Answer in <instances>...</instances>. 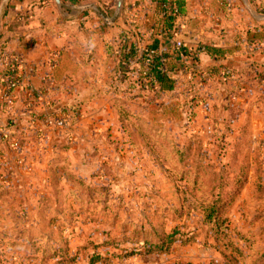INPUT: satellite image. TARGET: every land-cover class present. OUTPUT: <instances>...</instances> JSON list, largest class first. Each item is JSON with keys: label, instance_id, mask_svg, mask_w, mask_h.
Instances as JSON below:
<instances>
[{"label": "rangeland", "instance_id": "obj_1", "mask_svg": "<svg viewBox=\"0 0 264 264\" xmlns=\"http://www.w3.org/2000/svg\"><path fill=\"white\" fill-rule=\"evenodd\" d=\"M81 2L105 13H87L103 52L99 98L39 96L20 115L19 79L1 96L0 264H264L262 76L239 73L235 87L226 69L166 63L172 88L150 86L138 56L157 44L137 33L136 59L115 71L113 58L117 31L121 41L149 21L146 0ZM58 118L64 128L45 123Z\"/></svg>", "mask_w": 264, "mask_h": 264}, {"label": "crops", "instance_id": "obj_2", "mask_svg": "<svg viewBox=\"0 0 264 264\" xmlns=\"http://www.w3.org/2000/svg\"><path fill=\"white\" fill-rule=\"evenodd\" d=\"M185 4L187 15L179 18L178 30L174 34L160 33L162 5L146 0L144 12L149 21H140L142 28L134 29L130 34L123 33L122 36L136 41L138 33L141 45L154 42L160 53L169 54L166 63L178 64L179 67L190 65L197 73L209 72L212 77L214 73L218 76L229 69L232 78L237 74L233 78L235 87L242 84L238 79L239 73L244 83L253 79V76L244 77L245 69L250 66L254 67L255 72L258 71L256 75L264 79L262 0H185ZM86 5L81 0H60V6L54 0H10L3 8L0 14V69L5 57L8 63L10 59L18 63L17 75L22 86L16 95L15 105L20 115H23L29 101L33 102L34 109L39 96L46 102L99 98L92 68L101 63L99 60L103 52L97 42V30L87 27V13L100 18L103 16L99 10L97 13L77 9ZM238 6L241 10L234 13ZM117 32L115 35L120 44L124 38L120 41V31ZM168 39L172 40V44L183 42L186 51L204 46L216 50L217 54L212 57L201 52L192 57L191 54L174 53L166 43ZM118 51L117 46L114 57L111 53L115 71L120 63ZM244 56L247 61L240 62L238 59ZM29 90L33 95L31 99L27 97ZM48 104L43 109L45 114L50 112ZM38 112L43 113L42 109Z\"/></svg>", "mask_w": 264, "mask_h": 264}, {"label": "trees", "instance_id": "obj_3", "mask_svg": "<svg viewBox=\"0 0 264 264\" xmlns=\"http://www.w3.org/2000/svg\"><path fill=\"white\" fill-rule=\"evenodd\" d=\"M152 1L158 2L161 5L169 4V5L176 8V13L174 15L162 16L161 17V24H160V33H162V34H174L178 30L179 18H185L187 15L185 0H152ZM99 11L102 14V16H105L104 15L105 13L100 8H99ZM113 15H114V13H112L111 16H113ZM122 37L124 38L123 44L121 47L119 46L121 61L129 62L131 59L135 60L137 57L136 51H137V45H138L137 43L138 42H136L133 39H130V43L127 44V41L129 39H126L125 36H122ZM146 48L147 49H143L145 51H144V53H142L140 55V57L138 56V59H140L141 63H147V67H148L147 75H148V79H149L148 82L150 83V86L157 85L160 87L161 90H170L172 88V86L169 84L170 83V80H169L170 77L168 74V69L166 67V60L169 57V54L168 53H160L155 47L152 49H153V51L156 52V54L153 56H149V54L146 53V51H150L149 50L150 48H148V47H146ZM201 52H204L207 55L212 56V57L215 54H217L216 50H210L204 46L196 47V48L192 49L191 51H184L183 54H185L186 56H189L191 54L193 57L194 55L201 53ZM245 71L246 72L244 73V77H248L249 74L254 71V67L250 66L247 69H245ZM15 74H17V73L10 71V67H6L5 69H3L0 72V85L6 89V87L8 85L6 82H1V79L4 80L8 76H12ZM231 75H232V71H229V76H231ZM174 241H175L174 234L168 236L166 238V240L164 241V243L161 245L160 249L167 250L168 245L171 242L173 243ZM153 247L154 246L151 245L148 249L149 251H147V252H150Z\"/></svg>", "mask_w": 264, "mask_h": 264}, {"label": "built area", "instance_id": "obj_4", "mask_svg": "<svg viewBox=\"0 0 264 264\" xmlns=\"http://www.w3.org/2000/svg\"><path fill=\"white\" fill-rule=\"evenodd\" d=\"M162 9H163V12H162V16L164 15H169V16H172L176 13V8L169 5V4H166V5H162ZM175 46L177 47V49H181L183 47V45H181L180 43L176 42L175 43ZM150 51H146V53L149 54V56H153L156 54L155 51H153L152 49H149ZM8 67H10V71L11 72H16L17 73V66H18V63H16V60H13V59H10V63L7 64ZM223 75H229V71H224L223 72ZM6 83H7V87L6 89L3 88L1 85H0V100H1V96L3 94V96L6 98L7 96V93H4L7 88H8V95L9 97L12 95L13 93V90L14 88L18 85L19 81H18V75L15 74V75H12V76H8L7 79H6ZM45 123L46 125L48 126H57L58 128H64L66 126V120H64L63 118H58V119H47L45 120Z\"/></svg>", "mask_w": 264, "mask_h": 264}, {"label": "water", "instance_id": "obj_5", "mask_svg": "<svg viewBox=\"0 0 264 264\" xmlns=\"http://www.w3.org/2000/svg\"><path fill=\"white\" fill-rule=\"evenodd\" d=\"M10 0H2L1 4H0V14L3 10V8L7 5V3L9 2ZM55 4L57 6H60V0H54ZM119 5V4H118ZM79 11L81 12H87V11H94V12H97L98 13V9L97 7L94 5V4H91V5H86V6H82V7H79L77 8Z\"/></svg>", "mask_w": 264, "mask_h": 264}]
</instances>
